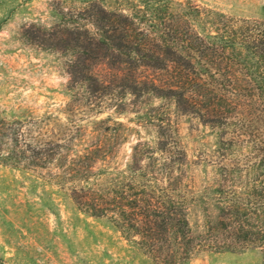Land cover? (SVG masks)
Listing matches in <instances>:
<instances>
[{
    "label": "trees",
    "instance_id": "obj_1",
    "mask_svg": "<svg viewBox=\"0 0 264 264\" xmlns=\"http://www.w3.org/2000/svg\"><path fill=\"white\" fill-rule=\"evenodd\" d=\"M79 3L57 10L53 27L32 25L30 33L32 43L70 52L68 88L76 103L67 104L69 116L95 108L80 104L93 92L105 97L103 105L127 95L158 98L211 127L225 125L230 117L224 109L242 97L264 102V18H237L192 0ZM69 116H7L0 110V164L56 186L152 264H185L206 251L250 248H260L264 259V176L244 181L220 163L197 192L167 122L156 126L152 138L130 144L120 163L129 136L121 122L108 116L87 129ZM195 202L204 211L201 229L188 219Z\"/></svg>",
    "mask_w": 264,
    "mask_h": 264
},
{
    "label": "rangeland",
    "instance_id": "obj_2",
    "mask_svg": "<svg viewBox=\"0 0 264 264\" xmlns=\"http://www.w3.org/2000/svg\"><path fill=\"white\" fill-rule=\"evenodd\" d=\"M192 1L237 18H264V0ZM79 4V0H0V110L5 115L48 112L61 120L69 116L67 104L76 103L74 90L68 88L70 52L32 43L30 33L35 30L32 25L53 27L57 10ZM104 99L98 92L82 97L80 104L98 105L85 113L75 109L69 117L87 129L93 120L108 116L121 122L120 130L129 136L120 147V163L130 144L152 138L164 121L171 143L185 151L190 163L187 180L194 191L211 182L220 163L234 168L244 181L264 176V102L242 97L224 109L230 117L225 125L211 127L195 116L175 112L158 98L127 95L110 105H103ZM209 212L215 213L212 207ZM188 219L194 229H201L204 211L198 202L189 206ZM0 264L152 262L105 220L76 209L56 186L29 171L0 164ZM185 264H264V259L260 248H250L206 251Z\"/></svg>",
    "mask_w": 264,
    "mask_h": 264
}]
</instances>
